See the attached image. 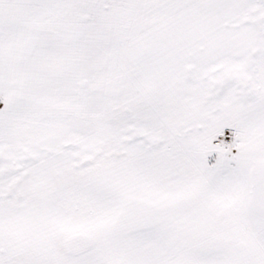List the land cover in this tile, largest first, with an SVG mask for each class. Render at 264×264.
Masks as SVG:
<instances>
[{"label":"snow or ice","instance_id":"1","mask_svg":"<svg viewBox=\"0 0 264 264\" xmlns=\"http://www.w3.org/2000/svg\"><path fill=\"white\" fill-rule=\"evenodd\" d=\"M0 264H264V0H0Z\"/></svg>","mask_w":264,"mask_h":264}]
</instances>
